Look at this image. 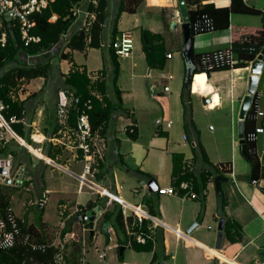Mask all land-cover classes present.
<instances>
[{
    "label": "crops",
    "instance_id": "obj_1",
    "mask_svg": "<svg viewBox=\"0 0 264 264\" xmlns=\"http://www.w3.org/2000/svg\"><path fill=\"white\" fill-rule=\"evenodd\" d=\"M88 2H83V6ZM117 2L108 0L109 17ZM201 2H213L215 6L230 4V0ZM244 2L264 11V0ZM182 22L176 0L166 3L145 0L133 12L121 11L118 31L138 28L139 43H134L128 56L118 57L120 71L116 83L121 91L123 109L113 113L112 131L105 134L102 155L92 163L93 175L84 170L82 150L68 143L67 130L58 120V93L65 90L61 79L38 76L12 88L13 97L26 98L22 120L30 128L27 133L30 140L18 135L0 112V146L8 142L9 147L17 151L16 157L10 153L12 161L15 165H26L29 179L21 184L7 179L0 181V209L6 204L12 206L21 219V229L30 234L29 240L44 244L38 246L39 250L47 247L54 250L53 264L58 250L70 264H118L117 261L120 264H148L154 253L157 259L152 264H264V177L249 179L250 158L243 153L238 137L239 110L250 74L245 66L252 59L243 66L204 70L218 93L216 97L193 92L192 78L189 82L186 78L189 62L183 54ZM142 28L161 35L153 42L162 43L164 62L160 67L147 65V77L152 78H126L122 60L134 65L135 57L139 55L146 62ZM259 29L264 30L261 12L231 11L227 27L196 32L190 47L196 53L230 47L233 39L246 38ZM94 49L101 59L90 70L86 61L78 63L74 59V53L79 49L64 47V51L69 50L75 65L70 59L56 56L52 58L54 75H58L59 70L67 72L78 66L85 67L88 75L94 77L104 60L106 64L109 61L107 52L103 53L97 47L81 50L85 52V60ZM232 55L236 61L233 52ZM29 59V56L25 57L26 61ZM169 74L171 76L167 77ZM96 79L91 78L92 81ZM106 79L112 96L110 78ZM165 85L168 89H164ZM42 86L43 90L37 95L28 97L30 92L38 91ZM255 91L263 113L252 115L255 124L251 130L256 126L263 130L257 132L252 150L255 149L261 160L264 151V104L261 102L264 62ZM209 100L215 104L210 106ZM55 103V114L52 115ZM186 115L192 122L188 128L184 125ZM54 120L56 128L53 129ZM16 142L25 150L16 146ZM198 146L204 148L206 160L195 157ZM7 153H0V156ZM172 153L177 154L182 169L193 173V177L181 179L179 185L174 183L172 175ZM19 159L22 161L17 162ZM218 175L223 179L219 180ZM149 179L153 180L152 186L171 187L173 191L158 193L157 188L151 189L147 184ZM183 182L188 186L183 187ZM103 189L118 199L101 194ZM190 190L196 196H190ZM43 192H46V201L38 205L36 201ZM89 200L94 206L86 210L94 208L96 211L92 225L88 219L80 217L81 208ZM133 211L148 219L149 234L153 239L151 249L136 250L128 242L133 235L126 230L125 223L128 216L134 215ZM106 212L107 217L104 216ZM119 212L124 219V231H117L113 223V217ZM227 220L232 223L228 233L224 230ZM28 261L38 264L32 256Z\"/></svg>",
    "mask_w": 264,
    "mask_h": 264
},
{
    "label": "trees",
    "instance_id": "obj_2",
    "mask_svg": "<svg viewBox=\"0 0 264 264\" xmlns=\"http://www.w3.org/2000/svg\"><path fill=\"white\" fill-rule=\"evenodd\" d=\"M83 1L84 0H51L41 11L31 14L34 24L30 32L38 34L40 39L36 42L32 41L29 44L23 43L20 37L18 22L13 19H7L3 14H0V36L2 32L5 33L4 41L2 42L0 40V100L6 104L0 112L8 121L11 128L26 141L30 140V138L27 137L30 128L26 126L22 120V117L25 115L26 98L21 99L19 97H13L11 91L12 88L17 87L18 83H22L29 78L42 76L45 79H61L64 84L62 86L63 89L67 92H72L75 96L68 110V124L71 126H75L77 115L84 109L88 113L92 129H98L101 134L105 135L112 131L111 119L113 113L118 109H123L121 106V91L116 83L120 71V64L118 56L114 52L112 42L119 33L117 21L121 11H135L141 0H118L111 17L108 16L107 11L108 0H97L96 4L90 1L84 4V6ZM184 1L187 9V20L190 23L191 38L196 32L227 27L229 25V14L231 11L247 13L261 12L260 9L246 4L244 0H230V4L227 6H215L213 2L202 3L201 0ZM192 4H195V6L192 7ZM75 5L94 12L95 18L89 24L88 30L79 27L75 22V15L72 13V9ZM52 14L55 15L54 18H51ZM203 15L209 19L210 24H205ZM108 20L110 21V25L108 39L106 41L104 39V34ZM197 23H199L201 27H198V25H196ZM141 34L142 48L147 65L153 67L162 66L164 62L163 45L161 42H153L154 38L159 39L161 35L152 33L147 28H142ZM143 36H145L146 39ZM147 40L149 46L146 44ZM63 42H65L64 46L62 45ZM263 44V29L257 30L256 34H250L246 38L240 40L233 39L230 47L236 61L232 65H246L248 61L253 59L260 51ZM64 47H69V50H82L86 47L100 48L103 53L107 52L110 67L108 66L109 68H107L106 61L104 60V63L97 70L94 77L88 75L85 67L78 68V66L71 67L67 72L59 70L58 75H54L52 58L57 56L59 59L67 58L72 61L69 50L64 51ZM201 53L202 52L196 53L193 49H191L190 52V59L193 64L191 70L193 73L191 89L193 92H198L200 94L209 93L211 94V98H213L216 97L218 93L214 90L211 81L208 80L207 73L204 71L207 69L200 64ZM26 56L30 57L28 61L25 60ZM198 63L200 64L199 66ZM72 64H74L73 61ZM228 67V64H224L215 66L212 70ZM245 67L250 70V65H246ZM210 70L211 69L207 71ZM91 78L98 79L92 81ZM106 78H110L113 90L112 96L109 95V83ZM93 89L99 96L91 92ZM42 90L43 86L38 91L30 92L28 97L35 96ZM55 90L57 91L58 88ZM87 100H89L90 103L89 107L85 104ZM214 104L213 102L209 103L210 106ZM55 109L56 103L52 109V115L55 114ZM253 113V107H249L244 117L243 132L245 137L247 132L254 127L255 121L252 119ZM12 115L15 116L14 120H10ZM53 119H55L54 116ZM1 120L6 121L2 117ZM191 124L192 122L189 119V115H186L184 125L188 128ZM52 128H56L55 120ZM127 133L131 136L135 135L133 132ZM245 142L251 162L249 179L264 177V151L261 154V160H259L258 153L255 152V149L252 150L255 141L246 139ZM15 144L21 147V150H25L22 144L18 142ZM7 152L15 157L17 156V151L12 150L8 142L0 146V153ZM176 156L177 154L172 153V175L174 177V183L179 185L181 179L188 176L193 177V173L182 169L180 161ZM197 156L206 160V152L202 146H198L195 149V157ZM19 161L22 160H17V162ZM197 186L199 187V185ZM92 206H94V202L89 200L86 206L81 208V212ZM104 216L107 217V212ZM132 217H134V219ZM127 222H132V229L136 231L139 230L146 236L144 242H139L131 237V246L136 250L151 249L153 239L149 234L148 219H141L137 214H134L127 217ZM113 223L117 231H124V219L120 212L113 217ZM231 226L232 223L229 220L225 221L224 230L226 233H228ZM234 238L235 237H232V239ZM53 254L54 250L52 248L49 249L47 247L44 250H39L38 248H32L30 244L15 241L14 244L9 247L0 248V262H2L0 264H30L28 261L30 256L34 257L38 261V264H53ZM156 259L157 255L154 253L153 258L148 264H152Z\"/></svg>",
    "mask_w": 264,
    "mask_h": 264
},
{
    "label": "built area",
    "instance_id": "obj_3",
    "mask_svg": "<svg viewBox=\"0 0 264 264\" xmlns=\"http://www.w3.org/2000/svg\"><path fill=\"white\" fill-rule=\"evenodd\" d=\"M51 0H0V14L4 15L7 19H13L18 22L20 37L23 40L24 44H29L32 41H38L40 39L38 34L31 33L30 29L34 24L33 19L31 18V14L34 12L41 11L44 7H46ZM86 1V0H85ZM85 1H83L85 3ZM89 2H93L96 4L97 0H88ZM72 13L75 15V22L85 30H88V26L91 21L95 18L94 12H90L78 5H75L72 9ZM55 15L52 14L51 18H54ZM203 19L205 24H210L209 19L203 15ZM198 27H201L199 23H197ZM5 33L2 32L0 36V40L4 41ZM113 43L114 52L117 56H128L134 46V39L132 32L129 30H122L116 35ZM170 52H167L166 55L170 56ZM200 62L207 69H212L215 66H220L224 64L232 65L235 62L233 58L232 51L230 47H225L222 49H214L212 51L202 52L200 54ZM189 70H192L193 64L191 61L189 62ZM149 74V70L147 71ZM171 74L167 75L170 77ZM154 84H151L153 87ZM168 85L164 86V89H168ZM94 92V91H93ZM97 96L99 94L96 93ZM75 96L72 92H67L65 90H60L58 93V102H57V116L59 122L63 127L66 128L69 141L68 143L75 148H80L83 153L84 159V170L93 175L92 163L96 161L98 157L102 155V151L105 147V135L101 134L98 129H92L91 123L89 121L88 113L83 109L79 112L76 118L75 126H71L68 124V110L72 105L73 99ZM258 94L256 91L252 92L251 99L249 102V107H253L254 115L262 114V110H260L258 105ZM86 106L89 107V100L85 102ZM4 104L0 100V110L5 107ZM248 107V108H249ZM15 116H11L10 120H14ZM263 128L261 126H256L254 130L247 132L245 140H255L257 137V132L262 131ZM184 138L186 135L184 134ZM62 142V140H58ZM192 144H195L192 141ZM83 175V174H82ZM13 180V182L17 184H21L24 180L29 179L26 165L24 163H15L12 161V157L10 153L6 155L0 156V181L5 180ZM183 187H187L188 183L183 182ZM173 191V188L169 187H157L158 193H166ZM101 194L106 195L110 198L113 196L118 199L116 195H112L106 189L101 191ZM189 195L194 197L196 193L193 191H189ZM46 201V192H43L40 197L37 199L38 205H43ZM141 213L143 210L139 208ZM87 211V210H85ZM85 211H82L80 217L86 215ZM139 212L133 211V214H137L139 218H147ZM144 214V213H143ZM21 219L16 215L14 209L11 205L6 204L0 209V248L9 247L16 240L21 238V242L30 244L32 248L43 247L44 244H37L31 242L29 240L30 234L26 231H23L20 226ZM133 223H125L126 230L133 235V238L137 241L144 242L146 240V236L139 230L132 229ZM149 227V226H148ZM130 242V240H128ZM63 247V244H61ZM54 260L55 264H70L63 256L61 250H58L55 253Z\"/></svg>",
    "mask_w": 264,
    "mask_h": 264
},
{
    "label": "water",
    "instance_id": "obj_4",
    "mask_svg": "<svg viewBox=\"0 0 264 264\" xmlns=\"http://www.w3.org/2000/svg\"><path fill=\"white\" fill-rule=\"evenodd\" d=\"M177 4L180 8V14L182 17V27H183V33H184V45H183V54L186 57V60L188 62L189 61V56H190V51H191V42H192V38H191V33H190V23L187 20V10H186V6H185V2L184 0H176ZM261 14L264 18V11H261ZM145 38V36H143ZM146 39V38H145ZM147 45L148 42L146 41ZM59 45V44H58ZM57 45V46H58ZM263 62H264V45L261 48L260 52L257 54V56L255 58H253L249 65H251L250 68V74L248 76V87H247V92L246 94L243 96L242 100H241V105H240V110H239V118H238V137H239V142L242 145V151L243 153L248 156V152L246 149V143H245V138L243 137V124H244V117L245 114L248 110L249 107V102L251 99V94L252 92L255 91V85L258 81V76H259V72L261 70V68L263 67ZM190 67H188V71H187V82H189V79L192 78V71L189 70ZM208 74V72H207ZM206 100V99H205ZM218 179H223L222 175H218ZM152 179H149V181L147 182V184L149 185V187L151 189H156L157 186H155L153 184V186L151 185L152 183ZM219 185L217 184V188L219 189ZM86 215L84 216V218L88 219L89 224L92 225V220L94 219L95 215H96V211L95 209H91L89 211H85ZM222 223H223V217L220 218V222H219V227H222Z\"/></svg>",
    "mask_w": 264,
    "mask_h": 264
},
{
    "label": "rangeland",
    "instance_id": "obj_5",
    "mask_svg": "<svg viewBox=\"0 0 264 264\" xmlns=\"http://www.w3.org/2000/svg\"><path fill=\"white\" fill-rule=\"evenodd\" d=\"M144 1L145 0H141L139 2L138 6L140 7V4L142 5V3H144ZM158 1H160L162 3H166L167 2V0H157V3H160ZM152 2L156 3V0H152ZM90 12H92V11H90ZM109 25H110V21L108 22V25H106V27H105L104 39L106 41L108 39V34H109ZM125 30H129V29H125ZM129 31H131V30H129ZM131 32H132V35H133L134 43H136V45H138L139 37H140L139 36L140 35L139 29L138 28H133V30ZM74 59L78 63H80V62L85 63V61H86L87 65H88V68L91 70L93 67H95V65H97L99 63L101 58H100L99 52L96 51V49H94L88 55L87 60H85L86 59L85 52H82L81 50H78V51H76L74 53ZM121 62H122L123 67H124V74H125L126 78H152V77H147V72L146 71L148 70L147 69L148 66H147L146 62L144 61V59L141 56L138 55V56L135 57V64L134 65L133 64L130 65L126 60H122ZM107 65L110 67L109 61L107 62ZM154 72H156V71L154 70ZM143 74H145V75H143ZM261 102H262V105H263L264 104V97H262ZM117 262H118V264L121 263L120 261H117Z\"/></svg>",
    "mask_w": 264,
    "mask_h": 264
},
{
    "label": "bare ground",
    "instance_id": "obj_6",
    "mask_svg": "<svg viewBox=\"0 0 264 264\" xmlns=\"http://www.w3.org/2000/svg\"><path fill=\"white\" fill-rule=\"evenodd\" d=\"M250 68H251V65H250ZM208 103H210V100H209V102Z\"/></svg>",
    "mask_w": 264,
    "mask_h": 264
}]
</instances>
